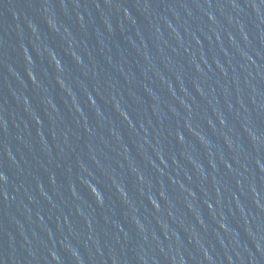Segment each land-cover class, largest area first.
<instances>
[{"label": "water", "instance_id": "1", "mask_svg": "<svg viewBox=\"0 0 264 264\" xmlns=\"http://www.w3.org/2000/svg\"><path fill=\"white\" fill-rule=\"evenodd\" d=\"M79 264H264V0H163Z\"/></svg>", "mask_w": 264, "mask_h": 264}]
</instances>
